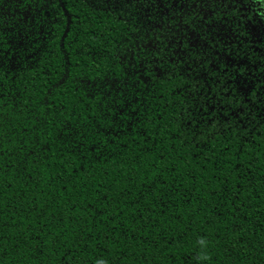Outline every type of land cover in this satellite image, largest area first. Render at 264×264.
I'll return each mask as SVG.
<instances>
[{
	"label": "trees",
	"instance_id": "16d2710c",
	"mask_svg": "<svg viewBox=\"0 0 264 264\" xmlns=\"http://www.w3.org/2000/svg\"><path fill=\"white\" fill-rule=\"evenodd\" d=\"M261 85L264 0H0V264H264Z\"/></svg>",
	"mask_w": 264,
	"mask_h": 264
},
{
	"label": "snow or ice",
	"instance_id": "6c2138e0",
	"mask_svg": "<svg viewBox=\"0 0 264 264\" xmlns=\"http://www.w3.org/2000/svg\"><path fill=\"white\" fill-rule=\"evenodd\" d=\"M105 2L107 3V0H105ZM112 2L114 4L123 5L124 8H127L128 5H130V4L132 6H135L136 3H139V0H112ZM145 2H147V0H145ZM174 2H175V0H174ZM185 2H186V0H185ZM199 2H202V0H199ZM221 2H223V0H221ZM209 15H211V13H209ZM173 17H174V19H173ZM173 17H167V16L165 17V23L162 26L161 33L159 34L160 45L158 47L154 46L151 48V51L145 52V55L140 60V67L138 69L134 68L133 74L149 75V76L155 75V73H153V66H159V65L165 66V68L167 70L168 61L165 59V55H170L168 50L172 47V42L178 38V29H180V27L182 25L188 26L190 24L191 20L193 19L191 16L181 18V16L179 15L178 12H174ZM170 20L172 21L171 24L168 23V21H170ZM158 23H159V21H158ZM202 23H203V21H202ZM155 39H156V37H152L146 43H151ZM199 39L203 41L204 40L203 35H201L199 37ZM153 53H155L156 55L154 56ZM197 59L199 60L201 65H203L204 61L202 59H200L199 57H197ZM187 66H188L189 71L191 72L192 66L191 65H187ZM207 72H208V74L215 77V73H212L211 69H208ZM221 74L223 75V73H221ZM212 82L215 83V80H213ZM217 88L223 90L224 89V82L221 81L217 85ZM202 90L204 92V99L207 100L208 96L210 94H212V91H211V89H207V88H204L203 86H201V88L197 89V92L199 93ZM249 91H251V89H249ZM259 91H264V85H261ZM253 95H258V93L254 92ZM191 99L193 100V104L195 105L196 104V97H191ZM216 103L218 106L223 104V106L227 108L231 104V101H229L223 95H221ZM261 103L264 104V100H262ZM196 106L198 107L199 105H196ZM209 111H211V110H209ZM220 111H221V108L217 107L216 112H213L211 115L204 113L203 115H205L207 117L206 119H198L196 116H193L190 112L189 115H190V118L192 121H194L197 125L203 124L205 126L204 129H200L199 127L193 128L192 129L193 132L196 135H201L202 132L206 131L207 135L210 138L215 133V131L219 129L220 123H219L218 113ZM223 114L225 117H227L228 111H224ZM244 118L245 117H239V116L237 117V119H241V120ZM261 123H264V121H261ZM255 127H257V126H254V129H255ZM115 227L116 226L114 225L113 229ZM0 235H2V234H0ZM52 243H55V238L53 239ZM2 251H3L2 248H0V253H2ZM99 256L100 257L105 256V252L102 248L100 249Z\"/></svg>",
	"mask_w": 264,
	"mask_h": 264
},
{
	"label": "clouds",
	"instance_id": "9594fccd",
	"mask_svg": "<svg viewBox=\"0 0 264 264\" xmlns=\"http://www.w3.org/2000/svg\"><path fill=\"white\" fill-rule=\"evenodd\" d=\"M97 264H103V262L102 261H98Z\"/></svg>",
	"mask_w": 264,
	"mask_h": 264
}]
</instances>
